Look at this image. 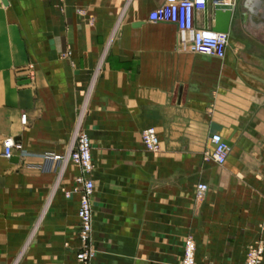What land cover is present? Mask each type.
<instances>
[{
    "label": "crops",
    "instance_id": "crops-1",
    "mask_svg": "<svg viewBox=\"0 0 264 264\" xmlns=\"http://www.w3.org/2000/svg\"><path fill=\"white\" fill-rule=\"evenodd\" d=\"M8 1L0 264H79L80 167L59 177L39 165L68 148L80 114L95 164L92 264H180L189 234L197 264H244L247 245L264 240V0H225L234 9L223 58L180 50L189 34L150 21L164 0ZM213 2L198 26L214 30ZM149 126L157 151L142 139ZM214 132L232 142L224 164L207 156ZM8 136L31 154L5 155ZM201 181L209 189L197 198Z\"/></svg>",
    "mask_w": 264,
    "mask_h": 264
},
{
    "label": "built area",
    "instance_id": "built-area-1",
    "mask_svg": "<svg viewBox=\"0 0 264 264\" xmlns=\"http://www.w3.org/2000/svg\"><path fill=\"white\" fill-rule=\"evenodd\" d=\"M208 0H164L161 4L150 10L148 19L152 22H169L177 26L182 33L189 34L178 42L180 50H188L211 54L220 58L225 57L229 45V33L215 31L210 28L198 26L195 22L198 12L204 10ZM35 65L29 64L31 75ZM27 113H22L26 118ZM82 114L79 115L73 131L72 139L64 152H43V162L40 168L45 170H57L59 177L69 162H74L80 167V173L76 176V186L72 191L79 193V239L80 249L77 253L79 264H92L96 255V248L92 243L93 232V207L92 195L95 183L92 171L95 167L92 156V144L89 134L82 124ZM142 139L148 150L157 151L161 148L158 132L154 126H149L142 131ZM213 144L212 150L207 151V156L214 159L218 164H224L228 158L231 147L224 141L219 132L210 136ZM17 152L18 155L27 156L29 152L23 143L13 136L3 140V153L7 156ZM209 189L207 182H199L196 189V197L203 198ZM68 196L72 191L63 188ZM197 242L192 234L185 238L184 254L180 264H197ZM264 254V240L257 239L252 242L246 251L244 264H262ZM208 264H215L209 262Z\"/></svg>",
    "mask_w": 264,
    "mask_h": 264
},
{
    "label": "water",
    "instance_id": "water-1",
    "mask_svg": "<svg viewBox=\"0 0 264 264\" xmlns=\"http://www.w3.org/2000/svg\"><path fill=\"white\" fill-rule=\"evenodd\" d=\"M4 4H8V0H2ZM214 12H215V25L214 30L216 31H230L231 20L233 17V9L234 4L231 1L225 0H214L213 2ZM206 8H208V3ZM15 139H18L16 137ZM224 141L229 145L232 146V142L228 139H224ZM12 159L15 161L19 160V155L12 156Z\"/></svg>",
    "mask_w": 264,
    "mask_h": 264
},
{
    "label": "rangeland",
    "instance_id": "rangeland-1",
    "mask_svg": "<svg viewBox=\"0 0 264 264\" xmlns=\"http://www.w3.org/2000/svg\"><path fill=\"white\" fill-rule=\"evenodd\" d=\"M254 242V241H253ZM252 242H250L248 245H247V248H248V246L251 244Z\"/></svg>",
    "mask_w": 264,
    "mask_h": 264
}]
</instances>
